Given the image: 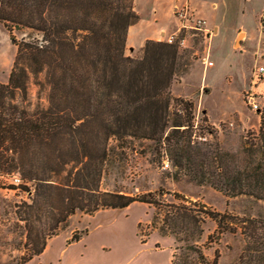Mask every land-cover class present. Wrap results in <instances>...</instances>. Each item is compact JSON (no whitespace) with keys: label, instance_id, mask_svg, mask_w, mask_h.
Wrapping results in <instances>:
<instances>
[{"label":"trees","instance_id":"trees-1","mask_svg":"<svg viewBox=\"0 0 264 264\" xmlns=\"http://www.w3.org/2000/svg\"><path fill=\"white\" fill-rule=\"evenodd\" d=\"M133 5L134 0H0V23L16 46L8 79L0 82V172H18L22 185L33 186L31 203L23 205L20 216L30 245L20 264L40 254L76 211L91 215L134 202L160 209L162 234L197 240L201 223L211 218L216 239L239 230L252 238L247 249L264 251V235L257 232L264 219L205 204L197 218L195 202L162 189L134 195L100 189L109 141L149 139L165 148L189 179L225 196L264 202V113L257 129L243 136L240 151L232 154L217 146L204 159H193V102L173 96L170 89L177 45L148 39L140 57L127 55V29L139 18ZM25 29L28 37L17 39L14 30ZM30 85L36 88L35 101ZM172 103L179 106L170 111ZM164 193L174 201L161 199ZM42 216L50 223L47 230L34 225ZM86 232H74L70 241ZM187 245L200 264H208L195 244Z\"/></svg>","mask_w":264,"mask_h":264},{"label":"rangeland","instance_id":"rangeland-1","mask_svg":"<svg viewBox=\"0 0 264 264\" xmlns=\"http://www.w3.org/2000/svg\"><path fill=\"white\" fill-rule=\"evenodd\" d=\"M261 1L253 0L243 14L237 11L232 19L236 26L242 25L250 32L244 45H241L244 33L239 34L232 45L235 28L231 29V24L220 37L212 38L211 29L207 36L193 29L175 35L176 74L170 89L173 96L193 102L191 139L196 145L192 153L195 160L204 159L205 153L217 146L235 154L241 149L243 136L259 125L261 114L247 104L246 91L253 87L254 65L264 63V8L257 16ZM29 34L27 29L14 30L17 39L27 38ZM166 36L157 41H165ZM181 39H184L182 43ZM15 52L16 46L0 23V82L7 81ZM125 53L129 54V50ZM141 55L142 52L133 57ZM204 57L212 64H204ZM255 90L264 93V83ZM35 91V86L30 85L33 101ZM258 100L263 104L264 97ZM175 106L179 105L172 103L170 111ZM109 147L99 182L102 190L134 195L162 189L177 192L195 202L193 214L197 218L202 210L200 204H205L215 211L264 219L262 200L248 195L225 196L208 183L189 179L186 171L172 164L168 151L159 148L153 140L129 138L123 144H116L111 139ZM226 160L230 164L233 162L232 158ZM32 194L33 186L29 184L0 181V264H20L28 252L26 223L20 216L23 205L31 203ZM159 197L165 202L174 201L168 193ZM160 212V209L140 202L125 208L100 209L91 215L76 211L58 228L57 234L47 239L48 249L42 254L41 263L168 264L169 247H177L175 264H200L196 252L187 247V244H195L208 264L213 260L215 264H245L246 261L264 264V251L261 255L247 249L251 247L252 238L239 230L223 232L216 239V222L206 218L201 223L202 233L197 240L185 239L183 233L162 234L158 229L162 223ZM46 221L42 216L41 221H34V225L47 230L50 223ZM84 229L85 234L70 241L74 232ZM257 232L264 235V227ZM155 247H162V250ZM258 255L262 257H256ZM250 257H253L251 261ZM29 264L38 263L31 261Z\"/></svg>","mask_w":264,"mask_h":264},{"label":"crops","instance_id":"crops-1","mask_svg":"<svg viewBox=\"0 0 264 264\" xmlns=\"http://www.w3.org/2000/svg\"><path fill=\"white\" fill-rule=\"evenodd\" d=\"M253 0H134L133 8L138 14V20L129 25L126 34L125 50H129L130 56L139 55L146 40H158L170 33H177L179 22L174 15L175 7L187 2L195 13L204 19L205 26L211 29L212 38L223 36L224 30H229L228 24L234 29L233 42L238 38L239 34H243L241 45H244L246 37L250 32L242 25H235L232 21L235 13L239 11L243 14L245 9L252 3ZM264 8V0L261 1L257 16L260 15ZM137 51L136 53H134ZM157 250H162V247H155ZM48 247L33 256L23 264H29L31 261H36L42 264V254L46 252ZM174 248L169 247L168 264H171V258ZM114 264H118L114 262Z\"/></svg>","mask_w":264,"mask_h":264},{"label":"built area","instance_id":"built-area-1","mask_svg":"<svg viewBox=\"0 0 264 264\" xmlns=\"http://www.w3.org/2000/svg\"><path fill=\"white\" fill-rule=\"evenodd\" d=\"M174 15L178 19L179 26L177 32L182 30H198L202 31L205 36L210 34L209 28L205 26V21L201 17H199L195 11L190 7V5L185 2L181 5L175 7ZM176 34L171 33L166 36L165 41L168 43H173L176 40ZM184 39H181L182 43ZM203 63L206 65H211L212 61L208 60L206 57L202 59ZM251 82L253 83V87L246 91V101L250 107L259 114L264 113V102L263 104L259 102V97H264V93L261 91H256L259 84L264 83V63L254 65L252 69ZM253 89V90H252ZM263 95V96H260ZM0 181L5 182L9 181L14 185H21L23 183L22 178L18 174V172H10V173H0Z\"/></svg>","mask_w":264,"mask_h":264}]
</instances>
